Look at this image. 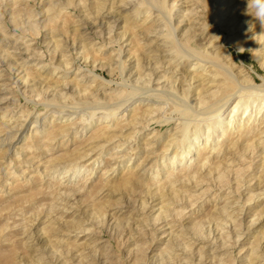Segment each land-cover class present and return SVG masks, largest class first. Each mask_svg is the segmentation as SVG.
Listing matches in <instances>:
<instances>
[{
    "label": "rangeland",
    "instance_id": "obj_1",
    "mask_svg": "<svg viewBox=\"0 0 264 264\" xmlns=\"http://www.w3.org/2000/svg\"><path fill=\"white\" fill-rule=\"evenodd\" d=\"M263 192L247 0H0V264H264Z\"/></svg>",
    "mask_w": 264,
    "mask_h": 264
},
{
    "label": "bare ground",
    "instance_id": "obj_2",
    "mask_svg": "<svg viewBox=\"0 0 264 264\" xmlns=\"http://www.w3.org/2000/svg\"><path fill=\"white\" fill-rule=\"evenodd\" d=\"M141 1V0H140ZM143 1V0H142ZM133 2V1H132ZM135 2V1H134ZM164 3V2H163ZM135 4V3H134ZM126 5V4H125ZM159 5V4H158ZM163 5V4H162ZM127 7V6H126ZM162 9V8H161ZM163 15V14H162ZM164 16V15H163ZM114 17V16H113ZM167 18V17H166ZM121 19V18H120ZM195 21V20H194ZM255 22V21H254ZM102 23V22H101ZM182 23V22H181ZM93 25V24H92ZM253 25V24H252ZM165 26V25H164ZM172 26V25H171ZM190 28V27H189ZM193 28V27H192ZM161 29V28H160ZM176 32V31H175ZM164 33V32H163ZM258 37V36H257ZM169 38H170V36H169ZM162 39V38H161ZM165 41V40H164ZM184 41V40H183ZM150 44V43H149ZM178 44H179V42H178ZM183 49V48H182ZM189 49V48H188ZM166 50V49H165ZM189 50H191L192 52L191 53H193V55H194V59H196V61H197V63L195 64V66H198V65H201V66H204L205 64L204 63H208V64H210V66H212V68H216L215 70H217V74H216V76L219 74V75H222V76H224V83L223 84H219V85H217L216 86V88H213V89H215L214 91H213V93L212 92H209L208 90H206L204 93V95L202 96V101L203 100H205L206 101V99H207V97H211V96H213L212 94H215L214 92H216V91H220V90H223L224 92H223V94H225V98H226V102H225V104L229 101V99L231 98V97H233L234 95H235V93H234V91H237L238 92V90H236V86L238 85V83H237V80L235 79L236 77H235V75L233 76V73L231 74L229 71H227L226 69H223L222 67H220V64H219V62H218V60H217V58H218V52H216V50H212V49H202V50H198V48L197 47H190V49ZM167 51V50H166ZM191 58V57H190ZM224 60V59H223ZM122 62V61H121ZM157 62V61H156ZM163 63V62H162ZM120 64V63H119ZM149 68V67H148ZM200 68V67H199ZM219 70V71H218ZM221 70V71H220ZM235 74V73H234ZM155 75V74H154ZM204 75H206V74H204ZM237 75V74H236ZM216 76L214 77L215 78V80H216ZM210 77H208V79H209ZM212 76H211V78H210V80L212 81ZM122 79H124V78H122ZM193 81V80H192ZM200 81V80H199ZM192 83V82H191ZM206 83V82H205ZM214 83V82H213ZM16 84V83H15ZM191 85V84H190ZM239 86L242 88V86L239 84ZM214 87H215V85H214ZM140 89V88H139ZM243 89V88H242ZM255 89H257V88H255ZM145 91V90H144ZM244 91V90H243ZM169 93V92H168ZM217 94V93H216ZM239 94V93H238ZM260 94V93H259ZM172 95H174V94H172ZM177 96V95H176ZM175 96V97H176ZM216 96V95H215ZM181 99V98H180ZM240 100V99H239ZM140 101V100H139ZM181 101H182V99H181ZM193 101V100H192ZM255 102V100H253L252 101V103H254ZM191 102H189V104H190ZM186 104V103H185ZM192 105V104H191ZM188 106H190V105H188ZM223 106L224 105H222L221 107H219V109H217V110H215L214 112H217V115H216V124L218 123V122H220L221 121V119H222V117H223V115H224V112H223V110H222V108H223ZM240 106H241V100H240V102H238V104H236V106H234V108H232L233 109V114H235V113H237L238 114V112L239 111H241V110H239L240 109ZM248 106H249V104H248ZM198 107H199V105H198ZM203 109V108H202ZM194 110V109H193ZM262 110V109H261ZM260 110V111H261ZM212 113V112H211ZM259 113V112H258ZM61 115V114H60ZM111 115V114H110ZM147 116H148V114H147ZM236 115H234V117H235ZM258 116V115H257ZM212 117V116H211ZM214 117V116H213ZM109 118H110V116H109ZM250 118V117H249ZM84 120V119H83ZM234 121V120H233ZM187 122V121H186ZM254 122V121H253ZM219 124V123H218ZM229 124V126L231 125V121L228 123ZM87 126V125H86ZM220 126V125H219ZM212 127H214V126H212ZM229 128V127H228ZM188 127H184L183 129H182V132H181V140H178V141H181V142H184V141H186V138H187V134H188ZM211 129V128H210ZM257 129V128H256ZM179 131V130H178ZM180 132V131H179ZM224 134V133H223ZM226 135V134H225ZM224 136V135H223ZM222 136V137H223ZM177 138V137H176ZM176 138H173L172 139V141L168 144L169 146H172L174 143H175V141H176ZM179 138V137H178ZM195 138V137H194ZM210 140V137H208V140H207V142ZM168 148V147H167ZM192 146H187V148L185 149V152L183 153V155H182V159H184L185 157H187L189 154H191L192 153ZM178 151V150H177ZM165 152H167L166 150L164 151V153ZM259 153V152H258ZM197 155V154H196ZM178 162V160H177V158H174V162L173 163H175V162ZM162 165V164H161ZM260 171V170H259ZM211 173V172H210ZM260 184V183H259ZM264 193V192H263ZM255 196H257L258 198L259 197H261L262 196V194L260 195H255ZM253 198H254V196H252L251 198H250V200L249 201H251V200H253ZM259 200V199H258ZM259 202V201H258ZM168 204V203H167ZM262 205H263V203H262ZM161 212H163L164 213V211H161ZM223 212V211H222ZM228 216V215H227ZM263 216H264V212H261V214H260V216H258V218L259 217H262L263 218ZM257 217V216H256ZM257 218V219H258ZM255 219V218H254ZM257 219H255V220H253V223L252 224H254V222H256V221H259V219L257 220ZM209 233V232H208ZM215 235V234H214ZM255 247V246H254ZM256 252V250H253V254ZM258 255V254H257ZM250 257V256H249ZM258 258H260V257H258ZM262 258V257H261ZM259 262V261H258Z\"/></svg>",
    "mask_w": 264,
    "mask_h": 264
},
{
    "label": "clouds",
    "instance_id": "obj_3",
    "mask_svg": "<svg viewBox=\"0 0 264 264\" xmlns=\"http://www.w3.org/2000/svg\"><path fill=\"white\" fill-rule=\"evenodd\" d=\"M247 14L259 21L261 27H264V0H247Z\"/></svg>",
    "mask_w": 264,
    "mask_h": 264
}]
</instances>
